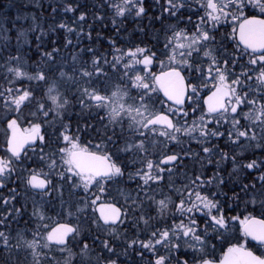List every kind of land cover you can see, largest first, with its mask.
<instances>
[{"label":"snow or ice","instance_id":"1","mask_svg":"<svg viewBox=\"0 0 264 264\" xmlns=\"http://www.w3.org/2000/svg\"><path fill=\"white\" fill-rule=\"evenodd\" d=\"M192 2L199 4L204 10V16L200 17L191 31L186 27H179V24L173 25L171 34L165 37L162 52L158 54L146 46L116 49L119 55L113 56L111 61L106 56H95L92 60V71L88 70L87 62H83L75 70L79 72V79L64 71L65 66L52 67L55 64L53 52L41 53L42 60L47 61L45 65L26 64L19 52L15 56H7L4 64L0 65L3 68V83H0V122L6 121V129L10 130L11 135L7 136L5 146L0 148V152L4 153L0 156V185L16 171L17 165H24L20 171L28 173L23 178L26 188L43 193L57 187L62 189L65 184L72 189L82 187L86 194L83 202L85 207L89 202L95 206L100 197L91 199L87 194L92 189L104 194L108 184L123 177L126 165L119 162L122 151L131 150L136 154H144V159L140 161L142 168L129 175L133 178L142 177L144 185L147 186L153 179L151 172L158 168L157 162L147 159L149 148L157 147L163 141H175L179 144L187 136L197 140L203 153L211 156L215 149L203 145L209 143L213 137L224 136L225 132H221L220 128L227 124L226 134L232 143L239 144L245 140L249 144L254 143L256 147H264V0H167L166 11L177 16L181 9ZM109 6L114 10V17H123L132 12L140 17L146 13L144 0H113ZM66 10L78 11L79 8L74 9L72 4H68ZM85 16V12H80L78 20L84 21ZM229 18L233 24H238V30L233 28L231 36L236 40L235 47L239 51L230 54L225 49L223 55H220L219 48L210 46L216 44V36L212 34V30L221 21ZM208 22H211V28ZM186 23H192L191 17ZM60 26L72 31L66 24ZM224 38L226 37H222ZM67 43L71 44V41ZM245 56L248 57L246 64L240 63ZM161 57L166 58L167 63ZM204 60L207 62L206 68L201 63ZM73 61L75 63L76 57H73ZM157 61L162 70L158 74H152L148 70ZM138 66H143L141 71H137ZM237 66L241 69L239 73L234 70ZM105 68L117 74V80L110 88L96 86L97 83L103 85L108 78ZM69 80L77 85L83 81L84 86L78 88L80 98L77 103L82 110L87 107L89 110L104 111L107 125H111L113 135L117 136L116 139L106 134L100 137L101 143L92 145L95 151L86 144L82 145L80 137L72 132L71 125L64 122L71 101L67 91H62V82ZM253 80L256 84L255 92L251 90ZM245 88L249 90L245 91ZM204 91L208 95L201 97L200 93ZM161 92L165 99L160 98ZM201 99L206 105V111L197 106ZM158 103L162 107L158 108ZM163 105H167V108ZM189 108L193 114L201 112L198 120L193 119L191 124L186 119ZM243 108H248V111H243ZM101 119L103 122L104 118ZM210 122L214 127H209ZM25 124L28 126L22 127ZM85 127L89 125L86 124ZM117 127L120 130L119 135L116 132ZM49 128L52 129L51 133L48 132ZM256 128L260 130L259 135ZM125 131L132 135L130 141L126 139L125 146L121 149L118 147L119 136ZM53 137L56 144L63 141L64 147L46 154L44 148L50 146ZM37 142L43 145L38 153ZM29 150L35 153V158L29 155ZM57 154L58 161L53 159ZM226 156V153H220L221 159ZM163 160L177 161L178 155L164 154ZM232 160L235 165V157ZM27 163L44 165L48 170L45 171L44 167L28 168ZM246 167L256 168V161L247 163ZM203 175L201 173L189 178L188 183L181 189L170 185L169 192L161 189L159 193H149L146 190L145 196L150 205L156 206L157 214L174 218L169 226L151 231L146 241H127V247L134 248L139 243L141 256L143 250H151L155 259L149 261V264H171L173 260L175 264H264V254L257 255L247 246L248 237L258 242V246H264V175L259 177L262 185L259 190L255 184H241L238 186L240 191L233 192L234 200L239 201L240 196L244 195L250 197L253 204L259 202V214L244 215L242 219L240 216H225L217 197L223 196L227 199L226 193L206 189V185L217 181L222 185L223 179L216 174L203 179ZM155 181L162 182L159 174L155 176ZM157 195L160 199L156 198ZM60 200V212L64 213L65 201L62 193ZM137 207L140 211V215L136 217L137 223L143 221L145 227H151L153 217L145 211L143 202L139 205L133 203L130 208L123 210L116 203H101L99 216L93 223L97 227H112V234L115 235L116 222L123 223L130 214H135ZM15 211L19 212L20 209ZM83 211L84 208L76 209V213ZM76 213L71 211V206L67 210L68 216H76L79 221ZM32 215L39 221L33 238L29 240L18 236V239L31 251L33 264H40L39 258L43 250L51 252L56 249L67 251L68 257L64 261H55L53 257L55 264H73L72 258L77 253L71 251L68 242H76L75 238L81 233V223L58 224L49 231L43 226L46 217L41 209L35 207V202ZM200 220L204 221V227L200 226ZM231 221H239L245 242L237 237V242L230 243L223 257L217 259L214 256L213 242L224 240ZM109 222H112L111 225ZM101 243L104 249L110 254L113 253L111 245L114 242L103 240ZM0 245L11 256L10 236L2 231ZM19 246L18 243L16 247ZM161 246L166 254H160ZM182 246L192 249V252L173 256ZM90 252L91 249L84 243L78 253L81 264H94ZM105 264H117V260L109 259Z\"/></svg>","mask_w":264,"mask_h":264},{"label":"rangeland","instance_id":"2","mask_svg":"<svg viewBox=\"0 0 264 264\" xmlns=\"http://www.w3.org/2000/svg\"><path fill=\"white\" fill-rule=\"evenodd\" d=\"M15 1H19V0H7L6 4L12 5L13 3H15ZM20 1L22 5L18 4L21 5V10H19V16L25 17V15L27 14L28 16L27 22L29 21L33 22L32 15L26 13V11L28 10L26 8L27 6L30 7L32 1L30 0H20ZM5 21H6V17L4 16L3 10L0 9V48L3 44L2 40L4 36ZM196 23L197 22H194L191 26H194ZM165 24H166L164 25L165 35L171 34L173 25L179 24V27H183L182 21L179 18L177 20H174L171 19V17H167V21H165ZM26 38L27 35L25 33L18 31V41L19 40L21 41L23 39L26 41ZM164 43L165 40L163 41L162 45H164ZM79 50L81 51V49ZM152 51L158 52L159 54L160 52L163 51V46H155L153 47ZM109 53L112 54V59L113 56L119 55V52H117L114 49L112 50L110 49ZM16 54L17 53H15L13 56H15ZM6 57L7 55H4L2 58H0V65L4 64V59ZM73 57H76L75 63L73 61ZM57 58H60V56ZM161 58L165 60V63H167L166 58L164 57ZM66 59L67 61L61 65V66H65L64 71L69 73V75L76 76L77 74H79V72L75 70H77L79 64H81L80 61L83 62L84 60L78 58V52L73 51L71 54L68 55ZM54 65H60V62H55ZM142 67L143 66H138L137 71H141ZM88 70L89 71L93 70L92 64L91 66L88 65ZM159 70H162V68L160 63L157 61L154 62V66H152V69L151 70L149 69L148 71L152 74H155ZM58 71H57V75H58ZM104 71L108 73V78L106 79L102 78L105 79V83L103 85L97 83L96 86L100 88H104V87L110 88V86L114 82H116L117 74L112 72L108 68H105ZM2 75H3V68L0 67L1 78ZM93 80L95 81V77H93ZM83 86H84L83 81H81L79 85L74 84L70 80L62 82V91L65 90L67 91V94L70 95L68 96L69 97L68 99L71 101V104L68 106L70 108V114L68 116L69 112H66L64 116V122L70 124L71 129H73L72 119L74 118L75 127H76L75 133H78L77 136L79 137L80 135H85L83 132H86L88 129L90 131V127H92V125L95 123L94 122L88 124L89 127H85L84 119L88 117L86 113L89 111L92 114H96V113L99 114L100 111H102L99 109L89 110V108L87 107L83 108V110L81 109V106L77 103V101L80 98L78 88ZM248 90L249 89L246 88V91ZM251 90L253 92L256 91L255 80H253ZM188 104H190V101H188ZM157 107L160 108L162 107V105L158 103ZM165 107L167 106L165 105ZM244 110L246 112L248 111V108H245ZM188 111H189V115L186 119L189 124L192 123L193 119L198 120L199 116L201 115L200 111H197L194 114L191 112L190 108L188 109ZM102 112H103L102 118H104L103 122L102 119H95L96 122L101 120V124L99 125L94 124V125L101 132V137L106 134L108 137H111L112 139H116L117 136L113 135V132L111 130V125H107L105 112L104 111ZM241 119L243 121V118ZM210 124L212 123L211 122L209 123V127ZM105 125H107V132L105 129ZM22 126L27 127L28 125L25 124ZM77 127H79L80 129V131L78 132H77ZM126 128H127V124H125V129ZM255 130L259 135V131H260L259 128H256ZM6 132H7L6 121L0 122V138L2 139V142L5 139ZM48 132L51 133L52 129L49 128ZM116 132L117 135H119L120 132L119 127H117ZM131 135L132 134L127 131H125L123 135H120L119 136L120 143L118 144V147L123 149L125 146L126 139L130 141ZM52 140L53 142L50 143V146L44 148V153L47 154L54 151L56 148L64 147L63 141H61L59 144H56L54 142L55 137H53ZM242 141L246 146V148H255V149L264 148V147H256L254 143L249 144L245 140ZM98 142L101 143V140ZM203 146L211 148L212 146L211 141ZM109 147L112 148L113 151H115V148H113L111 145H109ZM2 148H3V143H2ZM40 148L36 150L37 153L40 151ZM171 152L177 153L180 156L179 161L176 164L171 165V169L166 170L167 173L165 174H160L158 168L154 169L151 172L153 179L149 182V185L147 186L144 185V181L142 177L133 178L132 176L129 175L130 173H135L142 168L140 161L141 159H144V154L142 152L140 154H136L131 150L126 152L122 151L119 154V162H121L123 165H127L128 168H131L132 170L135 171L127 173L129 177L123 179L122 181H113L110 184H108L107 191L103 197L105 199H110V201L119 204L123 209L130 208L133 205V203L139 205L140 202H143L145 211L148 212V214L153 217V220L151 221L152 224L151 227H145L143 221H139V223H137L136 217L140 215L139 208L137 207V210L135 211L134 215L130 214L128 218L123 221V223H120L118 226L115 227L116 230L115 235L112 234L111 227L110 228L97 227V225L93 223V221H95V218L92 215H90L89 205L85 207L83 203L86 194L84 193L82 187L80 189H72L69 185L65 184L62 189L57 187L55 189H50L48 192H44L42 194H37V193L33 194L35 192L26 188L22 179L28 175L27 172L21 173L20 171L21 167H24V165H17L15 171L16 174L14 173L12 174L14 179L13 183L7 186L8 180L11 181V178L9 177L4 181L2 185H0V221H3V223H0V231L4 232L5 235L10 236V244H11V256H9L8 252L3 248L2 245H0V264H33V257L31 251L28 250L23 245V242L18 239V236H23L25 239H29V240L33 238V233L36 230V224L39 223L37 217L32 215L34 202H35V207L41 209L46 217L43 220V226H46L47 229L51 224L55 223L56 221H66V222H72L74 224L77 222L81 223V233L79 236L75 238L76 242L70 240L68 245L73 253H77V255H75L72 258L73 264H81V258L78 255V253L84 243H87V245L91 249L89 255L92 258L94 264H96V262H98V264H105V261L109 259H116L117 264H149V261L155 259L153 252L151 250L145 249L143 250V254L141 256V248L139 243H137V245L134 248H128L127 241L131 239H136L138 242L142 240L143 241L148 240L151 231L155 230V228H164L169 226L174 217L170 215H166L164 217L159 216L156 211V206L154 204L150 205V202L147 200L145 196V191L147 190L149 193L152 192L159 193L161 189H163V191L169 192L170 185L175 189H181L183 185L188 183L189 178L203 173L204 174L203 179H208L210 177H213L214 174L217 175V170L221 169V164L216 165L214 160L213 161L211 160V157H214V153L211 156H208L207 154L203 153L202 147L200 144L197 143V140L189 139L187 136H184L179 144H177L175 141L172 142L163 141L157 147H150L149 155L147 159H151L159 164V159L164 154H168ZM30 153L32 154L30 155ZM29 155L35 158V153H33L31 150L29 151ZM201 155L207 157L208 161L206 162V165L200 161L199 156ZM53 159H56L58 161V154L57 156H54ZM209 161H211V163H209ZM26 166L28 168H32L33 166L44 167L45 171L48 170L47 167H45L44 165H35L32 163H27ZM235 168H237V166ZM229 170L232 173L231 175L234 176V171L231 168H229ZM157 174H159L162 178L161 183H157L155 181V176ZM260 176L257 177L256 179L257 182H260L259 179ZM229 181L233 182L234 180L230 179ZM233 183L240 185L238 181H234ZM220 185L221 184L219 183V181H217L214 184L206 185V189L212 192H222V193H226V192L228 193L231 191L230 194L232 195L234 191L239 192L237 191L238 190L237 188H232V189L226 188L223 191ZM225 185L227 186V181ZM96 191H97L96 189H92L91 193H94ZM61 193L63 196V200L65 201L64 213L60 212ZM41 197H43V199ZM240 197H241L240 199H242L241 202L242 205H239V210H241V208H243L244 206L254 207L256 205L251 203V198H248V196L241 195ZM156 198L160 199V196L157 195ZM70 206H71V211L73 213H76V209L78 207L84 208V211L82 213H76V215L79 216V221H77L76 216L67 215V210L69 209ZM15 209H20V211L16 212ZM248 214L255 215L253 214V212H249L244 215H248ZM244 215L236 214L234 216H240L242 219ZM232 222L237 225L238 235L240 237L241 236L243 237L242 230L240 229L239 221H232ZM200 226L204 227L201 224ZM103 240H110L114 242L111 245L113 247L112 254H110L106 249H104L103 244L101 243V241ZM244 241L245 240L243 238L241 242ZM18 243L20 245L19 248L16 247ZM213 243H215V252H216L218 248L217 244L219 245V242L214 241ZM259 250L260 252H264V247ZM125 252H127V254H125ZM159 252L160 254H166L162 246L159 247ZM185 252L191 253L192 249L182 246L178 252L173 253V256H183ZM53 257H55V261H64L65 258L68 257V252L67 251L62 252L59 249H56L55 251H51V252L47 250H43V254L39 258L40 264H55ZM171 264H175V260H173Z\"/></svg>","mask_w":264,"mask_h":264},{"label":"trees","instance_id":"3","mask_svg":"<svg viewBox=\"0 0 264 264\" xmlns=\"http://www.w3.org/2000/svg\"><path fill=\"white\" fill-rule=\"evenodd\" d=\"M6 1L0 0V9L3 10L6 17L0 58L4 55L13 56L19 52L23 61L30 65L47 64V61L41 58L43 52H53L52 58L55 62H60V65L67 61L66 58L73 51L78 52V58L83 59L91 66L95 56H106L111 61L110 49L146 46L152 50L155 46H163V41L167 35L164 32L165 21H167L166 15H170L166 11L167 0H144L146 13L140 17H137L134 12L126 13L123 17H114V10L109 6L113 0H30L32 2L30 7L27 6L26 13L32 15L33 22H27V14L25 17L19 16L21 1H15L12 5H7ZM68 4H72L74 9L79 8V10L67 11L66 6ZM80 12L86 13L82 22L78 20ZM180 14L175 18L173 17V19L177 20ZM113 19H115V23H113ZM61 24H66L72 31H67L66 28L60 26ZM18 31L27 35L26 41L24 39L18 41ZM69 40L71 44L67 43ZM55 49L59 51L54 52ZM89 49L92 51H89ZM59 56L60 58H57ZM52 67L55 68L56 65H52ZM28 70L31 71L32 69ZM75 77L79 79V74ZM0 83H3L1 77ZM25 85H27V81H25ZM68 110L69 116V107ZM199 158L206 165L207 157L201 155ZM211 160L214 159L211 158ZM247 178L249 179L248 182L238 179V174H236L232 179L238 181L240 185L255 184L257 190L262 187L261 181L257 182L254 171H250ZM233 182L228 181L227 186L229 189L237 188L240 190L239 185ZM228 193L226 192V194ZM227 197V199L223 196L217 197L226 217L236 214L244 215L249 212L258 215L260 212L258 201V204L256 203L254 207L244 206L239 210L242 199H239V201L234 200L232 194L227 195ZM197 219L199 220V217ZM199 222L204 226L203 220ZM237 230V225L231 221L230 229L224 240H221L219 245L217 244L215 257L221 254L230 243H236L237 237L243 240V237L238 235ZM247 244L249 243L247 242Z\"/></svg>","mask_w":264,"mask_h":264},{"label":"flooded vegetation","instance_id":"4","mask_svg":"<svg viewBox=\"0 0 264 264\" xmlns=\"http://www.w3.org/2000/svg\"><path fill=\"white\" fill-rule=\"evenodd\" d=\"M179 13H181L179 17L183 18V19H180L182 21L183 27L188 28L190 31L193 30V26H191V25L194 22L198 23L200 17L204 16V14H205L204 10L202 8H200L199 4L196 2H192L191 4L187 5L184 9H181ZM166 16L167 17L172 16L171 19H173V17L174 18L176 17L173 15H166ZM189 17H191V21H192L191 24L186 23V21L188 20ZM208 23H209V27L211 28V22H208ZM233 28H237V30H238V24H233L231 18H229L227 21H221V23L216 25V28L212 30V34L216 36V44L210 45V46L219 48L220 49V53H219L220 55H223V52L225 49L230 54H235L237 51H239L235 47L236 46V40H234L231 36V32H232ZM237 35H238V32H237ZM222 37H226V38L222 39ZM247 60H248V57L245 56L244 59L242 61H240V63L246 64ZM201 63L204 64V67H207L206 60L202 61ZM230 67H231V65H230ZM149 69L151 70L152 67H150ZM234 70L237 73H239L241 71L239 66L235 67ZM159 71H161V70H159ZM244 90L246 91V88ZM207 95H208V92H206V91L200 93L201 97H206ZM190 104H191V102H190ZM197 106H200V107H202L203 110H205L203 99L199 100V104ZM244 109L245 108H243V111H245ZM86 114L88 115V117H86L84 119L85 125L86 124L88 125V124H91L94 122H95L94 123L95 125L101 124V120L96 122L95 119H101L103 117L102 111H100L99 114L98 113L92 114L91 112L88 111ZM74 121H75V119L73 118L72 119V127H73L72 132L73 133H75V131H76ZM241 121H242V119H241ZM94 124L92 125V127H90V131L88 129L86 132H83L85 135H80V143L82 145L86 144L93 151H95L96 149L94 147H92V145L93 144H100L98 141H100V137H101V132L99 131L98 128H96V126ZM210 127H214V125L210 124ZM227 128H228L227 124H225L223 127L220 128L221 132H225L224 136L213 137L211 139V145H212L211 148L215 149L214 157H211V158L214 159V162L216 165L221 164V169L217 170V175L219 177L223 178L224 183L222 185H220V187L223 189V191L226 188L229 189V187L225 185L226 181L228 183V181L230 179H232L236 174H238V179H242L246 182H248V180H249L247 178V176L250 173V171L255 172V178H257L258 175H264V148L263 149L246 148L243 141H241L239 144L232 143L231 141H229L228 136L226 134ZM75 134L77 135L78 133H75ZM40 145H41L40 142H38L36 144V150H38L40 147H42V145L41 146ZM221 152H224L227 154L226 158L221 159V157H220ZM31 154L32 153H30V155ZM0 155L3 156V152H0ZM233 157H235V161H236L235 165L233 164V160H232ZM253 160L256 161L257 167L253 168V169H248L246 167V164L253 161ZM236 166H239V167L235 168ZM33 167H38V166H33ZM229 168H231L234 171V176L231 175L232 173L229 170ZM170 169H171V166H162V165L158 164V171L160 174H165V173H167L166 170H170ZM133 171H135V170L128 168V166L126 165V167L124 168L123 177L118 178L114 181H122L123 179L128 178L129 175L127 173L133 172ZM14 174H16V172H14ZM229 176H232V177H229ZM10 178H11V181L8 180L7 186L11 185L14 181L12 175L10 176ZM23 182H24V179H23ZM24 184H25V182H24ZM238 191H240V190H238ZM230 193H231V191L227 195H229ZM33 194H36V192ZM37 194H39V193H37ZM104 194H101L98 191H96L94 193L90 192L88 195L91 199H95L96 196L100 197L95 206H92L89 202L90 215H92L95 219L97 217V215L95 213V208L98 205H100L101 203H105V202L110 201V199H105L103 197ZM104 228H110V227H104Z\"/></svg>","mask_w":264,"mask_h":264},{"label":"water","instance_id":"5","mask_svg":"<svg viewBox=\"0 0 264 264\" xmlns=\"http://www.w3.org/2000/svg\"><path fill=\"white\" fill-rule=\"evenodd\" d=\"M161 94H162V96H163V93H162V92H161ZM205 106H206V105H205ZM10 135H11V132H10ZM175 162H176V161H173V162H165L163 159L161 160V163H162V164H173V163H175ZM96 210H97V213H98V215H99L100 208L97 207ZM101 221H102V220H101ZM102 222H103V221H102ZM117 222H118V221H117ZM117 222H116V223H117ZM111 223H112V222H109V224H111ZM60 224H63V223H60ZM57 225H58V224H57ZM57 225H56L55 227H53V228H56ZM53 228H52V229H53ZM52 229H51V230H52ZM248 239H250V240L252 241V238H251V237H248ZM252 242L258 244V242H255V241H252ZM226 251H227V250H226ZM226 251H225V252H226ZM225 252H224V253H225ZM222 257H223V255L221 256V258H222Z\"/></svg>","mask_w":264,"mask_h":264}]
</instances>
